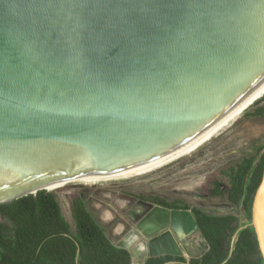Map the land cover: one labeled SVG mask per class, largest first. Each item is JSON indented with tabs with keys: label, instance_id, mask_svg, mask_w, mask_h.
Instances as JSON below:
<instances>
[{
	"label": "water",
	"instance_id": "obj_1",
	"mask_svg": "<svg viewBox=\"0 0 264 264\" xmlns=\"http://www.w3.org/2000/svg\"><path fill=\"white\" fill-rule=\"evenodd\" d=\"M263 78L264 0H0V204L168 155ZM149 207L133 264L207 252L192 210ZM250 225L264 260V171Z\"/></svg>",
	"mask_w": 264,
	"mask_h": 264
},
{
	"label": "trees",
	"instance_id": "obj_2",
	"mask_svg": "<svg viewBox=\"0 0 264 264\" xmlns=\"http://www.w3.org/2000/svg\"><path fill=\"white\" fill-rule=\"evenodd\" d=\"M259 112L264 113V106ZM263 171L264 152L259 159L248 156L226 171L228 199L243 209L241 218L211 214L180 201L145 198L164 207L192 210L209 249L201 257L191 258L190 264H264L255 229L250 225ZM215 193H224L220 183H216ZM72 217L74 229L65 219L55 193L47 190L0 204V264H133L130 251L107 238L81 197L72 202ZM187 262L184 256L164 255L149 257L144 264Z\"/></svg>",
	"mask_w": 264,
	"mask_h": 264
},
{
	"label": "rangeland",
	"instance_id": "obj_3",
	"mask_svg": "<svg viewBox=\"0 0 264 264\" xmlns=\"http://www.w3.org/2000/svg\"><path fill=\"white\" fill-rule=\"evenodd\" d=\"M263 106L264 96L193 153L146 174L92 185L69 183L50 189L55 193L72 229V202L81 197L86 209L114 244L124 236L122 226H116L121 223L118 220L132 226L124 213L127 202L139 196L160 197L169 203L180 201L211 214H235L240 217L241 208L228 199L226 191L230 182L226 171L244 158L254 156L264 146V113L259 112ZM216 183L222 185L224 193L221 195L215 193ZM112 219L114 221L110 222ZM171 227L169 224L166 230ZM176 229L180 231L179 226ZM171 232L178 240L172 228ZM163 247L168 249L166 244Z\"/></svg>",
	"mask_w": 264,
	"mask_h": 264
},
{
	"label": "bare ground",
	"instance_id": "obj_4",
	"mask_svg": "<svg viewBox=\"0 0 264 264\" xmlns=\"http://www.w3.org/2000/svg\"><path fill=\"white\" fill-rule=\"evenodd\" d=\"M263 96H264V78L248 94H246L236 105H234L224 116H222L220 119L214 122L211 126L206 128L203 132H201L194 139L190 140L186 144L182 145L180 148L176 149L174 152L168 155H165L163 157L157 158L153 161L138 165L136 167H132L124 171H117V172H113L107 175L105 174V175H90V176L74 177V178H71L70 180L59 182L58 184H55L53 186H47V188L50 189L54 187H59V186H63L69 183H73V184L80 183V184H85V185H92L100 181L103 182V181L110 180V179L127 178V177H131L135 175L146 174L150 171H153L154 169L162 167L177 159H180L182 157L184 158L185 156L196 151L198 148L203 146L205 143H208V141H210L213 137H215L218 133H220L227 126H229L235 120L236 117L241 115L255 101H257ZM199 185L200 184H198V186ZM154 221H155L154 226L159 225V222L157 220L154 219ZM149 222H151V219L149 220ZM179 222H180L179 220L175 221L174 226L175 227L179 226ZM169 224L171 225V221ZM186 228H187V225H183V229L186 230ZM181 230L182 229H180L179 231L180 233H181ZM135 231L138 233V235L141 233L138 229H136ZM136 236L137 234L134 232V234H132V238ZM141 241H139L137 245L141 243ZM189 246L192 250L194 248L193 247L194 242H193V246H192V243Z\"/></svg>",
	"mask_w": 264,
	"mask_h": 264
},
{
	"label": "flooded vegetation",
	"instance_id": "obj_5",
	"mask_svg": "<svg viewBox=\"0 0 264 264\" xmlns=\"http://www.w3.org/2000/svg\"><path fill=\"white\" fill-rule=\"evenodd\" d=\"M128 206H126V208L124 209V213L126 214V216L128 217L129 221L132 223V226H130V224H128L127 222L123 221V220H118V222H121L125 228L123 229V238L130 233V231L132 229H135L137 226V223L140 222L144 216L147 214L148 210H149V204H154V205H159L162 206L161 204H158L148 198L139 196L136 197L132 200H129ZM148 204V205H147ZM174 209V208H171ZM191 210V209H190ZM137 220V221H136ZM114 221V219L112 220ZM111 221V222H112ZM137 229V228H136ZM135 229V230H136ZM126 231V232H125ZM165 231V229H164ZM106 235V234H105ZM107 236V235H106ZM108 238V236H107ZM122 238V239H123ZM109 239V238H108ZM142 239V237L139 238V240ZM110 240V239H109ZM111 241V240H110ZM112 242V241H111ZM113 243V242H112ZM114 244V243H113ZM164 256V255H163Z\"/></svg>",
	"mask_w": 264,
	"mask_h": 264
}]
</instances>
